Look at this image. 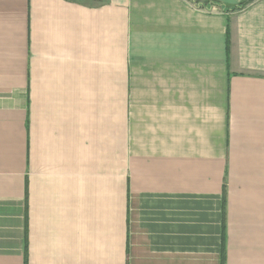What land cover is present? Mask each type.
<instances>
[{"label": "crops", "instance_id": "0c3cea01", "mask_svg": "<svg viewBox=\"0 0 264 264\" xmlns=\"http://www.w3.org/2000/svg\"><path fill=\"white\" fill-rule=\"evenodd\" d=\"M0 0V264H264V0Z\"/></svg>", "mask_w": 264, "mask_h": 264}, {"label": "trees", "instance_id": "16d2710c", "mask_svg": "<svg viewBox=\"0 0 264 264\" xmlns=\"http://www.w3.org/2000/svg\"><path fill=\"white\" fill-rule=\"evenodd\" d=\"M251 1L252 0H243V1H240L236 6L231 7V10L241 9V8H243L246 4H248ZM221 264H224L223 255L221 257Z\"/></svg>", "mask_w": 264, "mask_h": 264}]
</instances>
